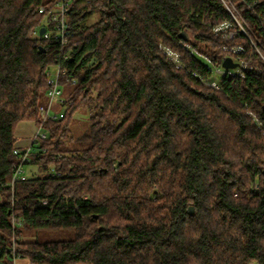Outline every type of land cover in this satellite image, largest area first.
Wrapping results in <instances>:
<instances>
[{"label":"trees","instance_id":"1","mask_svg":"<svg viewBox=\"0 0 264 264\" xmlns=\"http://www.w3.org/2000/svg\"><path fill=\"white\" fill-rule=\"evenodd\" d=\"M58 1L0 0V264H264V0H72L64 46L37 33ZM228 57L253 69L206 86ZM59 66L72 105L42 123ZM26 121L48 138L13 189Z\"/></svg>","mask_w":264,"mask_h":264},{"label":"built area","instance_id":"2","mask_svg":"<svg viewBox=\"0 0 264 264\" xmlns=\"http://www.w3.org/2000/svg\"><path fill=\"white\" fill-rule=\"evenodd\" d=\"M72 4V0H59L56 2V4L49 10V12H45L44 8L40 9L41 13H46L45 17L38 27L37 33L39 34V31L41 28H45L46 31L42 35L45 39H50L54 41H58L62 46L67 44L68 38L70 35V26L68 21V13L70 11ZM227 9L233 13L232 10L235 8L231 6L230 3H226ZM237 20V19H236ZM238 26L241 27L240 22L237 20ZM229 23H224L222 25L215 26L213 31L214 33H219L222 31H226L230 28ZM241 33L247 35L245 30L241 27ZM40 35V34H39ZM238 35L237 32L231 31V32H225L222 36L225 40H232L234 37ZM225 50H229V48L224 47ZM234 53H243L244 50L242 47H232L231 48ZM161 50L163 52H166V54L169 56V58L175 62V64L178 65V67H181L179 63V54L175 51L166 48L161 47ZM68 60L67 56H63L61 58V61ZM237 64L235 68H224L223 66L218 67L213 64L211 66V72L214 73V75H218L220 77H236V78H243L245 76V71L247 69L252 70L253 67L249 66V64L246 61H235ZM68 72L66 68H62L61 66L58 67L56 73H48V85L49 90L47 92L48 97V106H42L40 107V114H41V121L42 123L47 122L48 120H56L61 119L65 115V111L68 110V108L72 105V100L68 99L64 95V83L70 82L72 84H76V81L72 78H69ZM206 86L219 89L220 87L217 84V81L215 79L207 81ZM57 106L60 107V112L56 111L54 108ZM48 138V134L43 131V127L37 126V132L33 139V142L35 140H46ZM14 154L18 157V164L15 166L14 174L9 182L11 187L14 189L16 187V184L21 181H26L28 179V175L25 170V165L27 162H29L30 157L33 155L31 151V147L22 150L19 148H15ZM59 175V174H58ZM259 188V184H256V189ZM46 205V201L44 202ZM14 264H16V258H14Z\"/></svg>","mask_w":264,"mask_h":264},{"label":"rangeland","instance_id":"3","mask_svg":"<svg viewBox=\"0 0 264 264\" xmlns=\"http://www.w3.org/2000/svg\"><path fill=\"white\" fill-rule=\"evenodd\" d=\"M234 11V10H232ZM241 24V27L243 28V24ZM245 28V27H244ZM243 28V29H244ZM245 32L248 34L246 31V28L244 29ZM164 47V46H162ZM166 54V52H164ZM167 55V54H166ZM168 56V55H167ZM169 57V56H168ZM175 63V62H174ZM177 65V64H176ZM178 67V65H177ZM214 79L218 78V75L213 76ZM56 111L59 109L57 106L54 108ZM89 116L90 112L87 110L79 111L77 114H75L72 118L71 121V129L72 133L74 136H80L82 135L89 127ZM39 119H41V116L39 115ZM38 119V120H39ZM21 123H31L33 125H36L38 122H33V121H26V122H21ZM20 123V124H21ZM44 132L48 133L45 129H43ZM25 170L27 174H31V171H34L37 175L40 173V170L32 165H27L25 166ZM76 235L75 231L72 230H60V231H48V230H38V231H29L24 234V239H31V240H39L42 242H47V241H68L71 239H74ZM19 257L18 259H20Z\"/></svg>","mask_w":264,"mask_h":264},{"label":"crops","instance_id":"4","mask_svg":"<svg viewBox=\"0 0 264 264\" xmlns=\"http://www.w3.org/2000/svg\"><path fill=\"white\" fill-rule=\"evenodd\" d=\"M37 127L31 123H21L17 126L15 131V136L17 141L15 147L25 150L33 144V139L36 135ZM1 202V198H0ZM17 264H29V261L25 258H20L17 260Z\"/></svg>","mask_w":264,"mask_h":264},{"label":"water","instance_id":"5","mask_svg":"<svg viewBox=\"0 0 264 264\" xmlns=\"http://www.w3.org/2000/svg\"><path fill=\"white\" fill-rule=\"evenodd\" d=\"M45 31H46L45 28H41L40 31H39L40 36H42V35L44 34ZM180 36H181L182 38H185L186 40L188 39V36H187V34H185V33H182ZM222 66H223L224 68H228V69H230V68H235V67L237 66V64L233 62L232 58L228 57V58H226V59L224 60ZM263 174H264V171H263ZM189 211H190V213L192 214L193 211H194V208H193V207H190Z\"/></svg>","mask_w":264,"mask_h":264},{"label":"bare ground","instance_id":"6","mask_svg":"<svg viewBox=\"0 0 264 264\" xmlns=\"http://www.w3.org/2000/svg\"><path fill=\"white\" fill-rule=\"evenodd\" d=\"M16 220V219H15Z\"/></svg>","mask_w":264,"mask_h":264}]
</instances>
